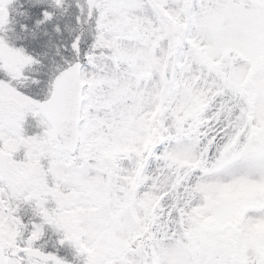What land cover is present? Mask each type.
Wrapping results in <instances>:
<instances>
[{
  "label": "snow or ice",
  "instance_id": "6c2138e0",
  "mask_svg": "<svg viewBox=\"0 0 264 264\" xmlns=\"http://www.w3.org/2000/svg\"><path fill=\"white\" fill-rule=\"evenodd\" d=\"M0 264H264V0H0Z\"/></svg>",
  "mask_w": 264,
  "mask_h": 264
}]
</instances>
